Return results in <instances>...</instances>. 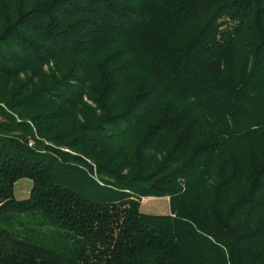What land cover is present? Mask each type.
<instances>
[{"label":"trees","instance_id":"16d2710c","mask_svg":"<svg viewBox=\"0 0 264 264\" xmlns=\"http://www.w3.org/2000/svg\"><path fill=\"white\" fill-rule=\"evenodd\" d=\"M0 264H264V0H0Z\"/></svg>","mask_w":264,"mask_h":264},{"label":"rangeland","instance_id":"374dc122","mask_svg":"<svg viewBox=\"0 0 264 264\" xmlns=\"http://www.w3.org/2000/svg\"><path fill=\"white\" fill-rule=\"evenodd\" d=\"M32 181L29 178L19 179L14 186V193L17 198H25L29 195ZM140 211L150 214H168L170 213V203L168 197H144L140 201ZM49 242V239L44 240ZM53 245V244H52Z\"/></svg>","mask_w":264,"mask_h":264},{"label":"crops","instance_id":"0c3cea01","mask_svg":"<svg viewBox=\"0 0 264 264\" xmlns=\"http://www.w3.org/2000/svg\"><path fill=\"white\" fill-rule=\"evenodd\" d=\"M149 197H151V198H152L153 196H149ZM143 198H144V197H143ZM143 198H142V199H143ZM142 199H141V200H142Z\"/></svg>","mask_w":264,"mask_h":264}]
</instances>
